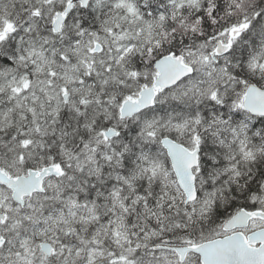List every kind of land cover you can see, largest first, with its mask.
<instances>
[{"label":"snow or ice","instance_id":"obj_1","mask_svg":"<svg viewBox=\"0 0 264 264\" xmlns=\"http://www.w3.org/2000/svg\"><path fill=\"white\" fill-rule=\"evenodd\" d=\"M0 264H264V0H0Z\"/></svg>","mask_w":264,"mask_h":264}]
</instances>
